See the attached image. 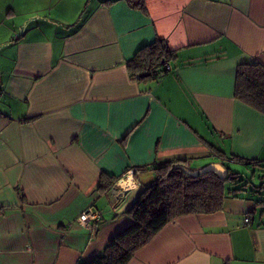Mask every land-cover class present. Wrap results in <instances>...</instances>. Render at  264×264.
<instances>
[{
	"label": "crops",
	"instance_id": "1",
	"mask_svg": "<svg viewBox=\"0 0 264 264\" xmlns=\"http://www.w3.org/2000/svg\"><path fill=\"white\" fill-rule=\"evenodd\" d=\"M156 39L167 70L133 79ZM244 63L264 65V0H0V264L89 261L159 162H264V113L235 97ZM257 194L173 217L127 264H264Z\"/></svg>",
	"mask_w": 264,
	"mask_h": 264
},
{
	"label": "trees",
	"instance_id": "2",
	"mask_svg": "<svg viewBox=\"0 0 264 264\" xmlns=\"http://www.w3.org/2000/svg\"><path fill=\"white\" fill-rule=\"evenodd\" d=\"M134 5L142 3L137 1ZM172 55L174 51L168 49L165 41L156 39L140 48L126 65L133 79H155L167 70L164 65ZM235 97L264 113V65L244 63L237 66ZM226 158L257 170L261 181L257 185L250 180L244 181L240 172L231 168L225 178L213 171L193 175L190 171L195 169L187 166V157L159 162L153 167V180L143 186L127 211L130 223L114 233L99 254L78 264H127L173 217L212 213L222 208L226 197L244 198L247 192L260 193L264 189V162L236 156ZM261 202L257 200L256 204Z\"/></svg>",
	"mask_w": 264,
	"mask_h": 264
},
{
	"label": "rangeland",
	"instance_id": "3",
	"mask_svg": "<svg viewBox=\"0 0 264 264\" xmlns=\"http://www.w3.org/2000/svg\"><path fill=\"white\" fill-rule=\"evenodd\" d=\"M230 168L233 169L234 171L240 172V176L245 179L244 181H246V180L249 181L250 180L251 183L252 184H255V185H257L261 181L258 178V175L260 173L257 170L256 171L253 170V168L246 169L245 167L240 166V165H231ZM261 191L257 195H254L255 198H257V199H264V194H261Z\"/></svg>",
	"mask_w": 264,
	"mask_h": 264
},
{
	"label": "built area",
	"instance_id": "4",
	"mask_svg": "<svg viewBox=\"0 0 264 264\" xmlns=\"http://www.w3.org/2000/svg\"><path fill=\"white\" fill-rule=\"evenodd\" d=\"M99 213L98 211L92 209V208H87L86 210L82 211L77 217V220L79 223L82 225L86 226L87 228H94L95 223L99 220ZM249 217H245V221H248Z\"/></svg>",
	"mask_w": 264,
	"mask_h": 264
},
{
	"label": "water",
	"instance_id": "5",
	"mask_svg": "<svg viewBox=\"0 0 264 264\" xmlns=\"http://www.w3.org/2000/svg\"><path fill=\"white\" fill-rule=\"evenodd\" d=\"M146 75V73H145ZM207 171L215 172L219 177L225 178L228 173V167H225L223 164L219 162H210L199 169H195L190 171L193 175L202 174Z\"/></svg>",
	"mask_w": 264,
	"mask_h": 264
},
{
	"label": "bare ground",
	"instance_id": "6",
	"mask_svg": "<svg viewBox=\"0 0 264 264\" xmlns=\"http://www.w3.org/2000/svg\"><path fill=\"white\" fill-rule=\"evenodd\" d=\"M131 182V181H130ZM130 185V183H128L126 186Z\"/></svg>",
	"mask_w": 264,
	"mask_h": 264
}]
</instances>
